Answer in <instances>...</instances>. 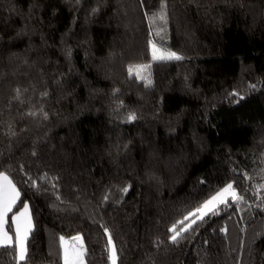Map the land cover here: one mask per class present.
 <instances>
[{
	"label": "trees",
	"instance_id": "obj_1",
	"mask_svg": "<svg viewBox=\"0 0 264 264\" xmlns=\"http://www.w3.org/2000/svg\"><path fill=\"white\" fill-rule=\"evenodd\" d=\"M0 173L32 219L20 264L73 236L85 264L109 238L116 264H264V0H0Z\"/></svg>",
	"mask_w": 264,
	"mask_h": 264
},
{
	"label": "snow or ice",
	"instance_id": "obj_2",
	"mask_svg": "<svg viewBox=\"0 0 264 264\" xmlns=\"http://www.w3.org/2000/svg\"><path fill=\"white\" fill-rule=\"evenodd\" d=\"M163 8V5H162ZM161 20L164 19L163 13L159 17ZM151 43V42H150ZM152 59L155 60H164V59H180L175 53L164 52L160 49H157L155 45H152ZM150 66H138L136 68H130L129 72H136L138 78L141 73L147 70ZM243 97H241L242 99ZM134 116H129V119H134ZM233 185L228 184L215 196H212L210 199L205 201L203 205L197 208L196 212L190 214V216L195 217L196 219L202 220L205 215L209 213L216 214V207L219 204H225L227 198L230 196L233 202H238L242 197L238 196L235 191L232 190ZM123 191L127 192L128 189L125 188ZM19 198V192L17 191L13 182L8 178L4 173H0V247H9L12 248L14 259L17 264H20L21 261L25 260L27 248L26 241L28 234L31 231V217L28 215V205H23V211L19 214H14L11 218V225L9 230L14 227L15 236L14 238L9 235V231L5 230V225L8 224V213L12 211L16 201ZM189 217H185V220H188ZM196 219L192 220V223L196 222ZM183 223V222H181ZM191 227V225H188ZM172 232L171 241L173 243L177 242L178 237L180 236V230H177L176 226H173L169 230ZM183 231H187V228H184ZM76 241H80V237L73 238ZM63 241V238H61ZM109 244V259L112 261V264H116V251L112 245L111 238L108 241ZM84 250L83 244L80 243V246L77 248L73 246L72 248H64L63 250V259L64 264H84Z\"/></svg>",
	"mask_w": 264,
	"mask_h": 264
},
{
	"label": "rangeland",
	"instance_id": "obj_3",
	"mask_svg": "<svg viewBox=\"0 0 264 264\" xmlns=\"http://www.w3.org/2000/svg\"><path fill=\"white\" fill-rule=\"evenodd\" d=\"M165 27H166V23H165V17L163 20H161L160 18H158L156 21H155V31L157 32V35H162L165 31ZM153 45V44H152ZM157 49H160L158 48L157 46H155ZM161 51H164V52H171V51H167V50H163V49H160ZM151 52H152V46H151ZM171 53H174V52H171ZM142 66H146V65H142ZM148 66V65H147ZM134 74H136V72L134 71ZM137 75V74H136ZM140 76L144 79V80H150V76H149V67L147 68L146 71H144L143 73L140 74ZM17 189V188H16ZM18 191V190H17ZM230 197V196H229ZM231 199V197H230ZM17 202V201H16ZM27 204V203H25ZM28 205V204H27ZM220 205L222 204H219L217 205V207H219ZM216 207V208H217ZM23 211V206L16 212H9L8 213V217H7V220L8 222L10 221L11 223V218L14 214H19L20 212ZM196 212V211H194ZM28 215L31 217L30 215V210H29V206H28ZM196 219L195 217H193V219L190 220V222L188 224H190L192 222V220ZM197 220V219H196ZM188 224L185 226L187 227ZM31 225H32V219H31ZM5 230H8V224L5 225ZM9 231V230H8ZM12 231H13V236L10 234L9 232V235L12 236L14 238L15 236V232H14V227L12 228ZM74 237H80V236H73V237H61L63 238V241L61 240L62 242V257H63V250L64 248H72L73 246H76L77 248L80 246V243H82V240L80 238V241H76L74 240L73 238ZM113 245V244H112ZM84 261V260H83ZM63 264H64V259H63ZM85 264V263H84ZM110 264H112V261L110 260Z\"/></svg>",
	"mask_w": 264,
	"mask_h": 264
},
{
	"label": "water",
	"instance_id": "obj_4",
	"mask_svg": "<svg viewBox=\"0 0 264 264\" xmlns=\"http://www.w3.org/2000/svg\"><path fill=\"white\" fill-rule=\"evenodd\" d=\"M235 203V202H234Z\"/></svg>",
	"mask_w": 264,
	"mask_h": 264
}]
</instances>
